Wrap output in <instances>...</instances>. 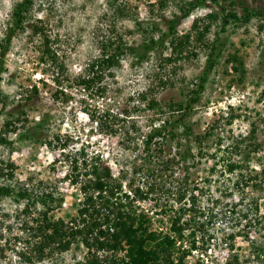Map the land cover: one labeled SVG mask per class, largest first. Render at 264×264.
<instances>
[{"label": "rangeland", "instance_id": "rangeland-1", "mask_svg": "<svg viewBox=\"0 0 264 264\" xmlns=\"http://www.w3.org/2000/svg\"><path fill=\"white\" fill-rule=\"evenodd\" d=\"M19 1L0 0V39L9 24L11 11ZM111 1L35 0L25 31L13 38L3 58L6 71L1 82L3 93L12 103L9 109L12 112L24 110L31 126L34 125L31 121L40 112L47 113L49 120L43 131H30L38 133L39 137L42 133L52 140L57 137L60 141L55 142L54 148L44 146L42 139L21 141L18 135L22 130L6 133L2 128L4 116H0V139L10 142L0 143V163H11L15 167L10 184L24 186L31 192L51 190L57 197H63L60 208L54 212L55 217L68 221L75 216L81 193L79 185L72 186L66 179L68 163L60 156V144H66L65 154L81 148L89 155L98 153L113 176L117 177L119 170L130 167L133 157H130V151H123L121 134L113 136L98 128L94 121L106 112L109 114L108 125L117 131L130 124L145 131L158 119L160 111L169 112V104L181 103L184 106V101L203 76L207 65L208 49L203 43L210 45L218 32L220 57L216 58L213 70L207 73L204 90L186 120L194 135L201 137L204 155L198 156L199 146L193 144L192 153L196 159L193 164L190 162L188 172L181 165L173 164L169 168L171 170L158 169L154 182V178L147 179L128 170L124 184L131 180L133 188L139 187L143 191L148 190L149 184H155L154 192L149 196L156 200L136 202L135 205L147 212L155 226L162 230L169 224L168 216L161 214L160 208L176 199L177 188L187 177L188 187L199 201L197 206L206 216L208 213L212 215L211 222L205 228L208 233H215L216 237L204 246L197 242L196 249L185 258L187 264H226L229 250L238 255L241 264H264V252H256V248H264V219L258 220L264 217V182H251L256 186L236 192L233 189L235 173L225 174L222 167L226 160L240 161L241 154H235L231 149L245 139L239 146L241 153L245 152L244 147L250 142L261 146L252 155L249 169L252 173L264 169V21L253 19L246 25L231 24L220 33L218 20L211 23L203 19L212 12H220L219 6L206 1L203 7L192 9L189 16L176 27V37L182 42V47L177 51L172 52L169 38H166L163 49L149 53L139 64L136 63L137 56L122 58L119 67L112 70L113 76L103 77L105 95L86 96V92L78 89L71 92L64 90L63 94L57 93L58 97H55L54 87L47 76L43 78L42 68L37 64L42 37L32 35L33 25L40 26L43 34L49 37L59 61L67 65L68 75L77 76L98 55L100 43L112 36L111 31L122 35L129 45L137 47L142 39L136 30V22L146 29L155 25L166 33L170 21L179 17V8L184 6L182 3L188 6L192 0H170L161 10L155 0H121L128 15L122 18L115 17L110 7ZM233 1L235 4L230 9L238 13L244 6L264 10V0ZM219 3L229 8L227 1L219 0ZM195 20H199L197 27L200 31L210 22L209 31L202 41L191 30ZM157 34L159 32H155ZM174 53L181 59L175 60ZM229 55L242 62L239 72L234 63L229 62ZM40 79L47 80L45 86ZM32 85H37L39 95L26 102L20 95L25 93L24 89L30 90ZM142 95L146 101L141 99ZM150 99L157 104L154 109L147 107ZM231 115L238 117L230 120ZM163 116L168 117V114ZM210 128L211 136H205ZM251 129L255 133L253 139H248ZM173 145L165 147L167 156L174 153ZM213 163L217 165L211 172ZM2 183L8 184L0 179ZM124 190L128 191L127 188ZM156 201L157 204L153 206ZM24 207L23 202L13 198L0 199V264H33L22 257L32 255L30 246L24 242L30 240L31 236L22 224L28 222L31 225L36 213L25 214L22 211ZM243 215H247V219H243ZM188 217L186 215L185 219ZM204 219L199 220L206 221ZM248 221L251 226H244H248ZM243 229L248 236L246 240L239 236L232 241L222 242L223 233H237ZM179 243L183 248L189 245L187 241ZM86 252L82 245L73 244L68 251L53 253L34 264H74L83 261Z\"/></svg>", "mask_w": 264, "mask_h": 264}, {"label": "trees", "instance_id": "trees-1", "mask_svg": "<svg viewBox=\"0 0 264 264\" xmlns=\"http://www.w3.org/2000/svg\"><path fill=\"white\" fill-rule=\"evenodd\" d=\"M112 1L110 7L116 15L114 16L127 17L123 1ZM155 1L158 9L161 10L166 7L170 0ZM206 1L219 6L220 12H212L205 15L203 19L206 18L211 23L218 20L220 33L224 32L231 24L246 25L253 19L264 21V10L244 6L238 13L234 9H230L235 4L233 0H222L228 2L229 8L223 7L219 0H192L188 6L182 3L184 6L179 8V17L170 21L166 33L161 32L155 25L146 29L139 22H136V30L142 39L141 44L137 47L129 45L124 41L122 35L111 31L112 36H108L100 43L98 55L93 57L77 76L68 75L67 65L59 61L56 52L50 45L49 37L43 34L40 26L33 25L32 35L42 37L37 56V64L42 68L41 74L43 78L47 76V80L54 87L53 95L55 97H58L57 93L63 94L64 90L71 92L78 89L86 92V96L105 95L106 87L102 84L103 77L113 76L112 70L119 67L122 58L129 55L137 56L136 63L139 64L147 58L149 53L163 49L166 38H169L172 52L180 49L182 42L176 37V27L180 21L189 16L192 9L203 7ZM34 6L35 0H21L16 3L11 11L9 24L0 39V116H4L2 128L6 133L22 130L18 135L19 140L42 139L41 143L44 146L54 148L55 142L60 141L59 138L55 137L54 141L48 135L44 136L41 133V137H39L38 133L30 131L31 129L43 131L49 120L48 114L40 112L39 116L31 121L34 124L31 126L24 110L10 111L9 108L12 103H9L8 97L1 89L2 76L6 71L3 58L8 53L13 38L25 31L26 23ZM197 21L199 20L193 22L191 30L194 31L195 37L202 41L209 31L210 26L208 24L210 22L200 31L197 27ZM155 32H159V34L155 35ZM217 36L218 32L215 33L210 45L203 43L208 49L207 65L203 76L200 77L199 82L196 83L195 88L190 91L184 101V106L181 103L169 104V112L160 111L158 119L154 120L145 131L133 124L117 131L112 125H108L109 114L106 112L94 121L98 128L113 136L121 134L123 151H130V157H133L130 167L119 170L117 177L113 176L111 169L98 153L89 155L84 148H81L65 154L66 144H60V156H63L68 163L69 173L66 179L70 181L72 186L79 185V192L81 193L76 214L68 221L59 217L56 218L54 215L55 210L60 208L63 197L58 194L59 197H57L51 190L31 192L24 186L10 184L14 178L15 167L11 163H0V179L8 182V184H0V199L13 198L17 202L24 203L25 207L22 211L25 214L36 213L33 215L31 225L28 222L22 224L23 229L31 236L30 240L24 242L30 246L32 255L22 256L28 263L41 262L53 253H64L75 244L76 246L82 245L87 252L83 261H77L74 264H187L185 258L190 255L192 250L196 249L197 242L204 246L216 238L215 233L210 234L205 228L211 222L212 215L208 213L206 216L205 212L198 207L199 201L193 195L192 189H189L187 177L177 188V197L170 205L161 208L156 205L160 208L161 214L168 216L167 223L169 226L162 230L155 226L152 217L147 212L135 205L136 202L156 200L149 196L154 192L155 184H149L148 190L143 191L139 187L133 188L131 180L127 181L126 184L124 182L127 180L128 170H131L133 174H142L147 179L149 177L150 179L154 178V182L158 175V169L171 170L169 168L173 164L181 165L184 171L188 172L191 168L189 167L190 162L193 164L196 159L192 153L193 144L199 146L198 156L204 155L201 137L194 135L186 120L192 114L194 105L198 103V97L204 90L207 73L213 70L217 61L216 58L220 57L218 53L220 52L218 48L220 44ZM174 55L175 60L181 59L178 54L174 53ZM228 59L229 62L234 63L237 71L243 65L234 55H229ZM47 80L40 79L39 81L45 86ZM27 89H24L26 90L25 93L22 92L20 96L23 97L24 101L31 102L39 95L38 87L32 85L30 90ZM141 99L146 101L144 95L141 96ZM156 105L153 99L147 103L149 109H154ZM165 114H168V117H164ZM93 116H91L92 119ZM237 117V115H231L229 119L233 120ZM211 130L212 128L206 132L205 136H211ZM254 133L255 130L251 129L248 139H253ZM243 140H240L231 149L235 154H241L240 161L226 160V163L222 165L223 173H235L233 189L236 192L246 187L256 186L251 182L255 183L257 180H260L261 183L264 182L263 168L259 173H254V171L252 173L249 169L250 161L253 159L252 155L256 154L261 146L258 143L250 142L244 147L245 152L241 153L239 146ZM0 143L10 144L9 141L6 142L1 139ZM171 144H174V153L167 156L165 147ZM210 158L212 159V157ZM216 165L217 163L211 165V172L212 169L215 170ZM182 186L184 188L181 189ZM124 188H127L128 191ZM188 192L190 193L188 194ZM177 204L178 207L174 208ZM186 215L189 216L188 219H185ZM200 218H205L206 221H200ZM243 219H247V215H243ZM262 219L264 217L258 220ZM246 224L248 226H244H251L250 221ZM239 236L245 240L248 238L243 229L237 233H223L221 240L222 242L232 241ZM184 241H187L189 245L183 248L179 242ZM256 250H258L256 251L257 254L264 252V248L261 247L256 248ZM226 264L241 263L238 255L229 250Z\"/></svg>", "mask_w": 264, "mask_h": 264}]
</instances>
